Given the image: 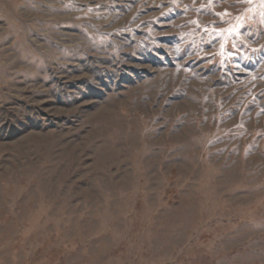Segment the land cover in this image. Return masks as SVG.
Instances as JSON below:
<instances>
[{
	"label": "rangeland",
	"instance_id": "1",
	"mask_svg": "<svg viewBox=\"0 0 264 264\" xmlns=\"http://www.w3.org/2000/svg\"><path fill=\"white\" fill-rule=\"evenodd\" d=\"M0 264H264V0H0Z\"/></svg>",
	"mask_w": 264,
	"mask_h": 264
}]
</instances>
